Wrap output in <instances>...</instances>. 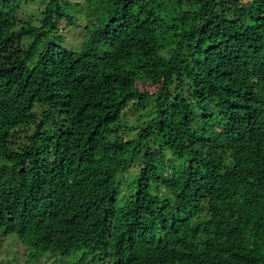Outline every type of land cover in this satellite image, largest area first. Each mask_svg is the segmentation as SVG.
Here are the masks:
<instances>
[{"label": "trees", "instance_id": "1", "mask_svg": "<svg viewBox=\"0 0 264 264\" xmlns=\"http://www.w3.org/2000/svg\"><path fill=\"white\" fill-rule=\"evenodd\" d=\"M24 2L0 0L3 233L33 261L264 264V0Z\"/></svg>", "mask_w": 264, "mask_h": 264}, {"label": "rangeland", "instance_id": "2", "mask_svg": "<svg viewBox=\"0 0 264 264\" xmlns=\"http://www.w3.org/2000/svg\"><path fill=\"white\" fill-rule=\"evenodd\" d=\"M82 1L84 4V0ZM45 5V0H25L24 4L22 5L21 15L23 18L33 22L38 23L41 19V9ZM72 14L74 15L76 22L81 24L80 28L76 26H64L65 29L61 31L63 35H65L67 39V44L70 48L74 49L76 47H80L83 43L82 39V28L85 25V10L84 5L75 7L72 9ZM139 88L143 91H147L149 93H154L160 89V85L150 84L140 82L138 84ZM156 97H151L147 100V108L145 110L139 111L138 113L135 112L133 114L132 109L127 110V115L122 119L123 122H126L130 125L138 124L135 121L136 116L143 115L141 117L143 120H148L152 114V107L155 105ZM133 114V115H132ZM131 135H135L136 131H129ZM139 170V166L130 167L124 175H119L120 180V192L126 189V179L129 178L131 182L132 179L135 178L134 175L137 174ZM127 174V175H126ZM123 192V193H124ZM122 193V195H123ZM121 195V197H122ZM26 247L18 240V238L13 235L9 234L6 235L3 233V229H0V264H69L70 258L67 256H62L58 254L46 253L44 255L38 256L36 260H32L27 255ZM80 254V253H78ZM74 263V262H73ZM72 263V264H73Z\"/></svg>", "mask_w": 264, "mask_h": 264}]
</instances>
